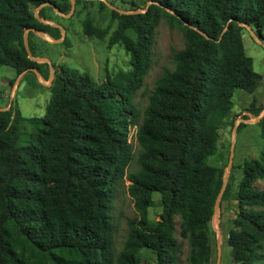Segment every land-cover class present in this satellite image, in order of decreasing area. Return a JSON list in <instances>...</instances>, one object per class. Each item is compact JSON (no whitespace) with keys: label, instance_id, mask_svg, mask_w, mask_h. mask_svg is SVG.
I'll list each match as a JSON object with an SVG mask.
<instances>
[{"label":"trees","instance_id":"trees-1","mask_svg":"<svg viewBox=\"0 0 264 264\" xmlns=\"http://www.w3.org/2000/svg\"><path fill=\"white\" fill-rule=\"evenodd\" d=\"M44 1L0 0V66L16 75L41 65L27 57L24 32L32 56V28L58 31L43 21V7L33 11ZM51 4L60 13L69 8L68 2ZM110 18L109 45H122L129 70L95 82L86 72L60 67L38 124L11 106L0 109V264H140L142 252L154 264H178L176 215L186 263L210 264L209 222L222 169L207 160L231 113L233 90L252 93L262 82L242 30L254 26L262 33L264 0H149L143 12L111 9ZM159 18L182 30L184 46L173 52V68L154 81L138 120L133 98L151 64ZM83 30L97 37L106 31L90 20ZM21 121L29 126L25 144L19 143ZM257 123L264 140V113ZM263 178L264 146L258 159L244 163L233 192L237 212L226 244L234 264H264V189L253 185ZM124 179L135 215L115 253L111 212ZM228 193L226 185L221 199ZM154 195L160 213L150 219Z\"/></svg>","mask_w":264,"mask_h":264},{"label":"rangeland","instance_id":"rangeland-1","mask_svg":"<svg viewBox=\"0 0 264 264\" xmlns=\"http://www.w3.org/2000/svg\"><path fill=\"white\" fill-rule=\"evenodd\" d=\"M69 4L65 13L56 12L51 2ZM149 0H45L43 2L42 17L50 21L49 24L58 25V31L52 30L50 34L33 31L30 37L31 53L33 58H41L37 73L26 70L19 75L8 66H0V109L11 106L19 111L24 118H35L37 124L44 115L45 107L52 95L55 72L60 67L86 72L95 82H101L107 76L118 71H127L130 68L129 56L120 43L109 45V37L115 28V22L110 18L111 9L119 12H143ZM67 6V5H66ZM37 8L33 11L36 14ZM90 20L91 24L99 30H106L103 37L86 35L83 23ZM54 26V25H53ZM250 30H242V41L246 55L252 58L254 71L259 73L262 82L257 89L246 92L235 88L232 93L233 107L228 118L217 131V149L207 163L222 169L223 186H228L227 197L218 198L217 212L213 213L209 222L211 243L210 264H215L218 253V237L220 235L219 252L220 264H234L230 249L226 244V231L229 221L234 218L237 208L233 199L236 184L242 175L244 163L259 158L264 146L261 129L257 123L264 110V29L262 33H255L254 26ZM51 35V36H50ZM58 39V41H54ZM25 40L27 37L25 34ZM28 45V43H27ZM184 46L183 33L176 25L170 26L164 19L159 18L153 31L151 64L144 76L142 85L134 94V104L138 113V120L143 116L147 104L148 94L154 87V81L165 68L172 69L173 52ZM30 52V51H29ZM258 109L260 114L253 116V110ZM246 117V118H244ZM233 133V126H237ZM29 126L21 121L19 125V143L28 142ZM135 127L129 129L128 142L133 156L138 146L135 141ZM232 152V154H231ZM231 156V163L228 165ZM132 160L129 169L134 167ZM128 181L124 179L119 187L111 212L114 226V252L117 253L124 241L127 219L135 215L132 200L127 193ZM221 184V187H222ZM257 189H264V178L253 183ZM220 187V188H221ZM160 213L159 197L154 195V203L149 209V218L157 219ZM175 236L181 246L178 264H187L186 255L188 246L186 240L179 235V217H174ZM264 252V249H263ZM140 264H154L147 252L141 253Z\"/></svg>","mask_w":264,"mask_h":264},{"label":"water","instance_id":"water-1","mask_svg":"<svg viewBox=\"0 0 264 264\" xmlns=\"http://www.w3.org/2000/svg\"><path fill=\"white\" fill-rule=\"evenodd\" d=\"M42 5H43V3L39 4L36 8L39 9ZM54 8H55V7H54ZM55 10H56V12H59V11L57 10V8H55ZM53 25L58 27V25H56V24H53ZM31 30L34 31V32L42 33V32H40V31H37V30L33 29V28H32ZM25 31H26V30H25ZM43 34H44V33H43ZM54 41H58V39H55ZM23 45H24V49H25V51H26V53H27V57H28V58H30V59H32V60H34V61H41V60H42L41 58H33V57L31 56V54H30V52H29V48H28L27 42H26V40H25V32H24V34H23ZM29 70H34V71L37 73V70H36L35 68H33V67H32V68H29ZM37 74H38V73H37ZM263 113H264V110H263ZM263 113H262V114H263ZM262 114H261V115H262ZM261 115H260V116H261ZM232 131H233V133H235V131H236V126H233ZM231 154H232V152H231ZM230 163H231V156H230V158H229L228 165H229ZM225 180H226V175H225V177L223 178V184H222V187L220 188V190H219V192H218V194H217V196H216L215 202H214V206H213V213H214V214H216V212H217L218 198H219V196H220V193H221L222 190H223V186H224ZM219 243H220V235H219V237H218V253H217V258H216V262H215V264H220Z\"/></svg>","mask_w":264,"mask_h":264},{"label":"crops","instance_id":"crops-1","mask_svg":"<svg viewBox=\"0 0 264 264\" xmlns=\"http://www.w3.org/2000/svg\"><path fill=\"white\" fill-rule=\"evenodd\" d=\"M44 22H46V23H50V21H48V20H43Z\"/></svg>","mask_w":264,"mask_h":264}]
</instances>
